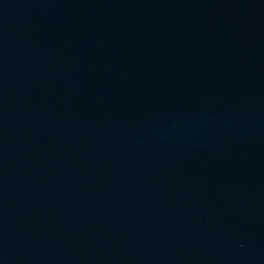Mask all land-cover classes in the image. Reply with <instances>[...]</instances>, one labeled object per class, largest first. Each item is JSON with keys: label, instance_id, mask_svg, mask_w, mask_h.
Here are the masks:
<instances>
[{"label": "water", "instance_id": "1", "mask_svg": "<svg viewBox=\"0 0 264 264\" xmlns=\"http://www.w3.org/2000/svg\"><path fill=\"white\" fill-rule=\"evenodd\" d=\"M0 264H264V0H0Z\"/></svg>", "mask_w": 264, "mask_h": 264}]
</instances>
